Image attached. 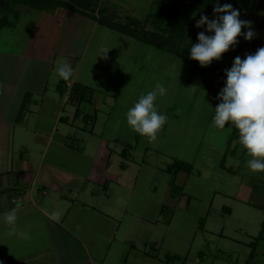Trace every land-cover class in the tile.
<instances>
[{
  "label": "crops",
  "instance_id": "1",
  "mask_svg": "<svg viewBox=\"0 0 264 264\" xmlns=\"http://www.w3.org/2000/svg\"><path fill=\"white\" fill-rule=\"evenodd\" d=\"M249 1L244 20L251 21L258 33L252 44L249 42L252 47L241 36L238 52L243 57L247 50L255 52L264 46V0ZM6 3L7 0H0V17L7 14ZM18 9V19L10 16L14 22L0 28L4 34L16 30L11 41L0 48V261L3 264H222V261L224 264H264V239L256 241L254 256L249 258L250 242L259 234L261 225L257 233L249 235L251 239L246 240V245L243 244L246 250L242 254L234 253V259L229 258L232 255L230 244H216L204 235L197 242L195 235L199 228L210 237L227 236L223 234L220 219L216 232L212 231L209 222L217 193L214 188V194L203 204V209L197 208L193 212L194 218L189 222L191 229L188 225L189 236H167L178 221L183 222L179 219L178 209L177 213L172 210L177 206L187 208L193 199L186 191L188 178L193 174L205 177L209 172L194 169L193 163L189 173L167 172L169 163L164 165L151 158L155 156L149 152L152 141L147 137L130 129L128 136L109 138L104 129L107 121L104 117L99 118L103 111L109 118L120 110L118 119L122 120L143 94L136 95L139 85L149 84L150 76L162 78L165 88L170 89L166 95L158 97L155 104L157 110L167 116V121L156 138L171 129L168 126L171 123L179 130L180 127L189 129L184 131L183 137L187 135L189 144L195 149L200 144L218 148L221 162L227 161L225 154L228 152L248 175L251 190L247 199L239 198L243 197L240 196V182L245 174L238 176L234 169V174L239 177L237 184L233 190L220 195L242 205L255 206L253 201L256 199L261 202L264 212V200L260 196L264 171L253 172L247 167V152L239 142L238 130L227 124L220 129L212 122L218 103L217 92L190 81L188 64L175 53L140 42L148 50L163 53V62L160 64L158 54L156 59L152 56L151 62L148 56L146 61L141 58L143 56L134 57L136 39L81 13L62 6ZM203 11L196 9L190 22L199 19V13H205ZM208 15L211 17L212 14ZM103 29L109 31L107 39L113 32L110 42L125 53L120 74L116 69L115 72L109 70L111 61L108 62V58L114 56L111 58L108 51L102 61L100 40L96 42V36L102 35ZM199 31L201 29L195 28L191 38ZM105 38L101 36L103 41H108ZM191 44L181 46L179 43V47L189 51ZM164 52L178 58L177 69L187 70L182 73V79L165 72L166 66L173 69L172 61L176 58L169 55L166 60ZM65 63L73 70L69 80H63L57 74L58 68ZM226 65L231 67L229 63ZM150 68L153 69L150 71ZM105 69L112 77H105L109 79V88L102 85L105 78L97 76L100 77L99 73ZM98 79V84L93 83ZM190 82L208 96L210 104H205V110L203 106L198 110L193 108L196 102L203 100L196 98L200 92H195L189 97L190 103L184 105L187 96L182 95L181 87ZM74 83L94 89L90 101L81 102L78 111L75 104L69 102V91ZM124 88L127 93H132L128 99L124 96ZM26 94L30 96L29 101L18 119ZM182 97H185L184 101ZM84 114L91 115L86 122ZM124 121L130 128L126 118ZM194 132L198 134L197 143L192 138ZM158 172L161 175L156 174ZM17 205L16 227L29 234L27 239L9 236V226L3 221L4 213ZM220 210L226 212V217L234 215L233 205H222ZM249 211L242 207L243 216ZM263 219L264 215L261 224ZM236 242L240 243V240ZM203 247H210L212 258ZM166 253L178 254L185 260L168 263Z\"/></svg>",
  "mask_w": 264,
  "mask_h": 264
},
{
  "label": "rangeland",
  "instance_id": "2",
  "mask_svg": "<svg viewBox=\"0 0 264 264\" xmlns=\"http://www.w3.org/2000/svg\"><path fill=\"white\" fill-rule=\"evenodd\" d=\"M182 1V0H181ZM178 1V2H181ZM184 2L186 0H183ZM235 1V2H234ZM233 1V5L234 4H238V8L243 9L245 6L242 4H245V0H234ZM247 1V0H246ZM170 0H100L97 5H96V11L98 9H104L105 14L102 15L103 18H105L106 20H110V21H114L120 24H123L125 22L128 21L129 18L131 19H135L137 20L139 23L141 21L144 20L145 16L148 15V13H150L151 11L157 12V13H165V10L167 9V6L169 5ZM250 3V1H249ZM6 5H8V1L6 3ZM236 6V5H234ZM244 6V7H243ZM18 7L21 8H26L25 5H18L17 6V10ZM28 8V7H27ZM249 8V6H248ZM199 10V9H198ZM95 11V14H97V12ZM147 11H149L147 13ZM203 11V10H201ZM205 13H199L201 14H212L210 12L207 11H203ZM247 13V11H246ZM245 16H240L241 19H244ZM195 22H190V24L187 26L185 33L177 38L176 42H175V46L174 49L175 50H179L177 47L179 46L178 42L180 43L181 46H184L185 44H189V43H196V35H193V37L191 38V33L193 32V30L196 28L195 27ZM147 29L149 31H154L156 32L155 28H152V24L151 23H147L146 25ZM9 29H13V27H10ZM202 30V29H201ZM16 30H12V31H8L7 33H3L4 31H2L0 29V48H3L6 46V44L11 41V36L15 35ZM160 31V29H159ZM245 31L244 28H242V32ZM108 30L103 29V33L101 35V33H99V36H103L104 38L107 36L108 34ZM256 32V31H255ZM258 33V32H256ZM111 37L110 39H107L108 41H103L101 39V36H96V42L98 40H100V45L98 43V45L101 47L102 51L101 53H103L102 61L105 57L104 55V49L108 50L109 55L111 58L113 59H109L108 58V62L111 61L110 64V68L109 70H118L119 74L121 73V68L123 67V61H125V53L123 52V50L120 49V47H118L115 43L110 42L113 39V32L111 33ZM239 43L237 45H235L233 48H231L229 51L225 52L222 54V57L220 60H213V64L217 65L215 66V68H218L220 66V68H227V63H229V65L231 66V63L233 61V59L236 56H240L241 58L243 57L239 51V44L241 42V36L238 37ZM254 40H250V41H246L250 42V44H252ZM95 43V42H94ZM249 44V45H250ZM252 47V45H250ZM118 48V49H117ZM251 49L247 50V54L248 53H254V52H250ZM150 52V54H149ZM176 54V52H173ZM156 54L159 55L160 57V64L163 62L161 61V57L163 56V53H156L155 50L149 48L148 47H142V44L140 42L137 41V44L135 45V50L133 53L134 57H138L139 56H143L141 57L142 59H144L145 61L147 60V56H148V61L151 62L152 61V56H154V59H156ZM164 55L167 57L170 55L172 57H174L171 54H167L164 52ZM176 56H179L178 53L176 54ZM180 57V56H179ZM176 58V57H174ZM178 58H176L175 60H173V64L174 67L169 68L166 66V70L165 72L168 73H172L178 77H180V79H182V73L186 72L187 70L185 68L182 69H177V62ZM182 60L184 61V59L182 58ZM218 61V62H216ZM159 61L155 62L154 65H156ZM221 62V63H219ZM223 62V63H222ZM113 63H118V65H114ZM212 64V63H211ZM171 65V64H170ZM219 68V69H220ZM153 68H150V71ZM107 69L102 70L101 73H99L101 76L98 78H105L106 76L109 78H112L110 74H108L109 71ZM115 72V71H114ZM106 73V74H105ZM210 73H212V71H210ZM151 75V72H150ZM163 77V76H162ZM165 78V77H164ZM186 79V78H185ZM102 85L105 86L106 88H109V79L107 80V78H105ZM150 82L149 84L146 85L145 84H141V86L139 85L140 90H137L136 95L143 93L146 94L148 92V90H152L155 85L157 83H161L163 85H165V83L163 82L164 80L162 78L157 79V77L155 76H150L149 78ZM99 79L94 81L93 83L98 84ZM146 81V80H145ZM139 84V83H138ZM51 85V84H50ZM201 87V86H200ZM204 87V86H203ZM167 89V88H166ZM169 89H167V92H169ZM125 91V98L128 99V97L132 94V93H127L126 89L124 88ZM123 91V92H124ZM195 92H200V95L196 98H200L203 99L198 102H196V106H194L193 108L196 110L200 109L201 106L204 107L203 110H205L207 107L205 106V104H210L209 100H208V96L205 95V91L202 89H198L196 88L194 85L190 83H183L182 87H181V93L184 96H187L186 101L184 102V105H186V103L188 102V104L190 103L191 100H189V97H192V95L195 94ZM197 95V94H196ZM58 96V95H57ZM207 98H205V97ZM204 97V98H201ZM185 97H182V99ZM184 101V99H183ZM208 101V102H207ZM113 102V101H112ZM111 104V103H110ZM109 104V105H110ZM179 104H182L181 102H179ZM188 106V105H187ZM193 109V111H194ZM120 111V110H119ZM118 112L113 113V115H111V117H105L106 115V111H103V114L99 115V118H105V120L107 121L104 124V129H107L108 133H105V136H109L114 138V136H118L120 137H124V136H128L131 132V128L126 127V123H125V118H121L122 120H119L118 117ZM93 114V113H92ZM98 118V119H99ZM122 121V122H121ZM98 123V122H97ZM98 125V124H97ZM171 126V129H168V131H164L162 132L160 137H157L154 141H152V144H149V152L151 154H154L155 157L151 156V158H154L156 161L158 160L160 163L163 162L164 165H166L167 163H171L172 162V158L178 159V160H185V162H188L190 164L193 163L194 169L195 168H200V169H205L209 172V175H206L205 177H198L196 174H193L192 177L190 175V177L188 178V183L186 185V191L187 193L193 195V199H190L189 203H188V207L184 208V207H176V210H172L174 212L177 213V209H178V215L179 219L183 222L178 221L176 223V226L174 227V230L171 231L169 234H167V236H173V234L176 235H181V237L185 238L187 236H189L190 232H189V222L191 218H194V211L197 210V208H199L198 210H200L201 208L203 209V204L205 202H209V198L214 194H212L213 188L215 190H217L216 196L214 197L213 200V204L211 206V218L209 219V222H211V226L212 227V231L216 232L217 228H218V219L221 220L222 225L224 226L223 229V234L227 235L221 238H217L218 236H214V237H210V235L208 236L205 235L203 232L201 231V229L199 228V230H197V234L194 233L193 236L195 235V238H197V242H199L198 240H200L203 235L206 237L207 239H212V242L218 244L220 243L225 244L224 246H226L227 244H230L229 250L230 253H232V255L229 257L230 259H234V253L235 255L237 253H243V251L246 250L247 247H244L246 245V240L251 239L249 237L250 234L253 236V233H257L258 229L260 228L261 225V219L262 216L264 215L263 209L261 208L262 204L261 202H257V200L255 199L253 201V205H249L248 203H243L242 204H236L234 202L231 201V199L228 198H224L222 195H220V193H224L225 191L227 192V190L231 191L233 190V186H235L237 184V181L239 179L238 176H243V172H245L243 170L242 172V167H239V161L235 163V158L233 157H229L228 152L225 154V160L227 159L226 162H224V160L221 162L220 158H221V153H219V149L218 148H207L205 145L200 144V147L198 149H195L190 143L189 140H187V135H184L183 137V133L186 130H189L188 128L183 129L182 127H180V130L178 128V126L174 127L171 123H168V126ZM102 128V125L101 127ZM177 128V131H176ZM171 130V131H170ZM183 130V131H182ZM186 133V132H185ZM188 133V132H187ZM192 135V134H191ZM190 135V136H191ZM192 138H195L194 141L195 143H197L198 140V134L196 132L193 133ZM217 135H215V140H217ZM219 142V140H218ZM222 145H224V142H222ZM198 147V146H196ZM149 153V154H150ZM150 154V155H151ZM156 154V155H155ZM228 155V156H227ZM237 155V154H236ZM248 159H250L251 157L247 154L246 155ZM154 159H150L151 161L156 162ZM166 161V162H164ZM226 163V164H225ZM156 165L157 162H156ZM118 167V166H117ZM234 169H237L238 172V176L234 174ZM240 169V170H239ZM150 170H153V166L150 165ZM229 171V172H228ZM191 172V171H190ZM156 174H160L161 172H158ZM182 174V173H181ZM191 174V173H190ZM204 174V173H203ZM232 175H235V177H233ZM157 177V176H156ZM232 178H234V182L232 180ZM182 181V180H181ZM155 183V182H153ZM182 183V182H181ZM240 184H242V186L244 187H240V196L243 197H239L242 199H247L249 191L251 190L250 187V181L248 178V175L245 174L244 175V179L242 182H240ZM260 192H261V198L262 200H264V186L260 188ZM242 191H244V193H242ZM195 193V194H194ZM235 195V194H234ZM238 196H235V198ZM238 198V199H239ZM136 200V197L135 199ZM233 205L234 206V215L230 216V217H226V212L224 211L223 213H221V206L222 205ZM242 207L249 209L250 211L247 213L246 215L242 213ZM196 216V215H195ZM223 219H225L226 221H223ZM229 219V220H228ZM169 220V218H168ZM168 220H165V223L168 224ZM202 221H200V226L202 225L201 223ZM189 225V226H188ZM191 229V226H190ZM211 231V232H212ZM169 237V238H171ZM167 239V237H166ZM239 241L234 243L235 241ZM233 243L235 245H233ZM245 243V245L243 246V244ZM211 246V245H210ZM216 246V245H215ZM204 249V247H203ZM206 251L207 254H209L210 251V247H205L204 249ZM211 254V253H210ZM209 254V257L212 258V256ZM228 255V254H227ZM229 256V255H228ZM241 259V256L240 258ZM217 263H219L218 261H216ZM243 263H245V260L243 261ZM222 264H224V262L222 261Z\"/></svg>",
  "mask_w": 264,
  "mask_h": 264
},
{
  "label": "clouds",
  "instance_id": "3",
  "mask_svg": "<svg viewBox=\"0 0 264 264\" xmlns=\"http://www.w3.org/2000/svg\"><path fill=\"white\" fill-rule=\"evenodd\" d=\"M213 4L211 17L201 14L196 20L195 27L202 30L197 32L196 43L189 48L190 58L202 67L209 66L214 59L220 60L223 53L239 43L238 37L250 41L257 35L252 22L241 19L240 10L231 3L221 4L215 0ZM242 28L245 31L242 32ZM57 74L69 80L73 70L65 63L58 68ZM224 75V85L215 97L218 103L212 122L220 129L227 124L238 130L239 142L251 157L247 167L253 172L264 171V46L243 58L236 56ZM166 93L165 86L157 83L152 90L141 94L125 114L130 128L149 141L156 139L157 132L167 121V116L160 113L155 104L157 98ZM18 208L19 205L5 212L3 221L9 226V236L27 239L29 234L16 227Z\"/></svg>",
  "mask_w": 264,
  "mask_h": 264
},
{
  "label": "trees",
  "instance_id": "4",
  "mask_svg": "<svg viewBox=\"0 0 264 264\" xmlns=\"http://www.w3.org/2000/svg\"><path fill=\"white\" fill-rule=\"evenodd\" d=\"M7 14L0 17V28L4 25L13 23V20H10V16L15 18V20L19 17V11L17 10L18 5H25L28 8L32 9H53L57 6H62L67 9L76 11L81 13L97 23L108 27L112 30L118 31L125 35H128L137 41L155 47L157 49L169 50L171 52H176L178 55L184 59L189 66L188 79L194 83H198L206 88L212 89L213 91L218 92L222 86L224 85V70L227 68H215V64H210L207 67L200 66L199 62L191 59L189 56V51L184 47H177L179 50H175V42L177 38L181 37L185 31L187 26L190 23L193 12L196 9L204 10L212 13L214 8L215 0H186L185 2L182 0H170L165 13H157L151 11L145 17L144 21L140 23L135 20L129 18L127 22L120 24L114 21L106 20L102 17L105 14L104 9H96V5L100 0H7ZM181 1V2H178ZM234 0H219V3L223 4L225 2L233 3ZM235 2V1H234ZM239 4V3H238ZM238 4H234L236 6L233 7L240 10V16H245L246 11L249 6V0H245V4L243 9L238 8ZM240 5V4H239ZM95 11L97 14H95ZM147 23L152 24V28L156 29V32L149 31L146 27ZM160 29V31H159ZM178 41V40H177ZM179 44V42H178ZM220 68V69H219ZM212 71V73H210ZM61 88V87H60ZM94 89L92 87L74 83L71 86L69 91V102H72L77 107L83 101H90L91 96L93 94ZM29 94L25 95L24 101L21 105L18 119L21 117L22 112L26 103L29 101ZM91 118V115L87 116V114L83 115V119L86 122L87 119ZM93 118V117H92ZM123 152V151H122ZM166 171L170 173H177L179 171H185L189 173L191 171V164L185 162L183 160L175 159L166 167ZM174 188V186H173ZM259 239H264V219L261 224V228L259 234L255 237V239L250 242L251 251L249 254V258H252L255 253L254 246L256 245V241ZM185 257H182L178 254H165V261L168 263H173L175 261H184Z\"/></svg>",
  "mask_w": 264,
  "mask_h": 264
}]
</instances>
